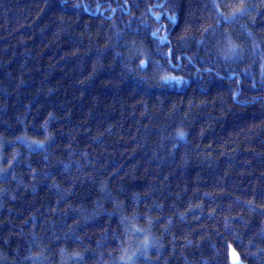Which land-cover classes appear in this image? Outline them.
I'll return each instance as SVG.
<instances>
[{
  "label": "trees",
  "instance_id": "obj_1",
  "mask_svg": "<svg viewBox=\"0 0 264 264\" xmlns=\"http://www.w3.org/2000/svg\"><path fill=\"white\" fill-rule=\"evenodd\" d=\"M231 249L264 264V0H0V264Z\"/></svg>",
  "mask_w": 264,
  "mask_h": 264
},
{
  "label": "snow or ice",
  "instance_id": "obj_2",
  "mask_svg": "<svg viewBox=\"0 0 264 264\" xmlns=\"http://www.w3.org/2000/svg\"><path fill=\"white\" fill-rule=\"evenodd\" d=\"M241 11H243V9H241ZM236 14H234V16H235ZM233 17H228V18H226V19H232ZM162 39H164V38H162ZM230 52H232V53H234L235 52V46L233 45V46H231V48H230ZM166 80L167 79H172V78H168V77H166L165 78ZM233 264H239V258H238V256L236 255V253L235 252H233Z\"/></svg>",
  "mask_w": 264,
  "mask_h": 264
},
{
  "label": "rangeland",
  "instance_id": "obj_3",
  "mask_svg": "<svg viewBox=\"0 0 264 264\" xmlns=\"http://www.w3.org/2000/svg\"><path fill=\"white\" fill-rule=\"evenodd\" d=\"M232 252H233V251H232V249H231V250H230V253L232 254ZM230 264H233V262L230 263ZM239 264H243V263L239 261Z\"/></svg>",
  "mask_w": 264,
  "mask_h": 264
}]
</instances>
